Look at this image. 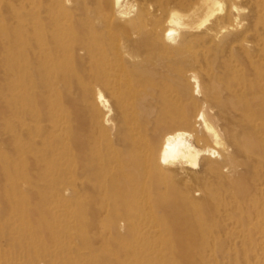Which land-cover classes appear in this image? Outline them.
Instances as JSON below:
<instances>
[{"label":"bare ground","instance_id":"obj_1","mask_svg":"<svg viewBox=\"0 0 264 264\" xmlns=\"http://www.w3.org/2000/svg\"><path fill=\"white\" fill-rule=\"evenodd\" d=\"M260 12L252 44L240 0H0V216L60 264H193L212 216L264 220Z\"/></svg>","mask_w":264,"mask_h":264},{"label":"rangeland","instance_id":"obj_2","mask_svg":"<svg viewBox=\"0 0 264 264\" xmlns=\"http://www.w3.org/2000/svg\"><path fill=\"white\" fill-rule=\"evenodd\" d=\"M244 13L241 16V22L243 23L237 30V34L243 36L246 40L252 41L255 44V29L254 21L258 15V12L262 11L264 17V0H240ZM261 13V12H260ZM259 13V14H260ZM206 27L197 29L194 31V36H198L205 31ZM224 37L222 36L221 39ZM217 42L209 41L208 45H214ZM27 190L26 187L23 188ZM47 206L53 210L54 205ZM46 205V204H45ZM38 209L41 206H37ZM166 216H156V218L162 220ZM196 221H201L202 216H193ZM210 216H203V218ZM212 216L208 220V224L222 225L216 231L214 236H210L203 245L200 246L202 257L197 259L193 264H237L235 260L240 264H246L244 261V252H246L250 258L251 264H264V220L259 216ZM4 216H0V264H60L55 260L54 248L52 243L45 246L43 243L35 242L39 240L43 234L37 228H24L20 224L18 219H12L11 221H5ZM136 219V218H135ZM121 221L120 234L126 240H131L133 235L129 234L127 223ZM131 220H133L131 218ZM240 220L241 222H238ZM136 221V220H135ZM260 222L259 230L255 231V225ZM228 227V228H227ZM164 230V227H162ZM98 230V225L93 228V233ZM162 231V230H161ZM211 231V230H210ZM162 237L168 239V241L174 240V234L171 231H162ZM73 239H75L73 237ZM261 239V240H260ZM22 240V243H21ZM256 241V242H254ZM20 242V243H19ZM230 243L235 248V255L229 254L223 255L220 247L222 243ZM254 242V243H251ZM256 249L257 253L252 251ZM164 257L157 260L154 264H185L176 257V254L170 252L169 249L164 251ZM81 253L85 254V257L91 255V251L88 249L81 250ZM52 256V257H51ZM84 264H91L88 261H84Z\"/></svg>","mask_w":264,"mask_h":264}]
</instances>
